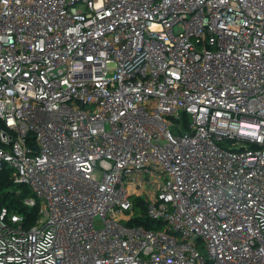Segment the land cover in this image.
<instances>
[{"label": "built area", "instance_id": "2783aa9c", "mask_svg": "<svg viewBox=\"0 0 264 264\" xmlns=\"http://www.w3.org/2000/svg\"><path fill=\"white\" fill-rule=\"evenodd\" d=\"M4 168L0 264H264V0H0Z\"/></svg>", "mask_w": 264, "mask_h": 264}, {"label": "trees", "instance_id": "16d2710c", "mask_svg": "<svg viewBox=\"0 0 264 264\" xmlns=\"http://www.w3.org/2000/svg\"><path fill=\"white\" fill-rule=\"evenodd\" d=\"M1 180H0V189H2L5 186H13L14 184L12 183V181L9 178V169L4 168L1 173ZM20 186V185H19ZM18 186V187H19ZM23 191L24 193H27V188L23 186ZM10 196H7L6 193L3 194L2 196V201L5 202L6 199L8 200ZM15 200H13V204L12 206L16 208V210L22 212L25 217H26V223L29 224L34 220V217L36 216L37 213V206L35 207H25L23 206L21 203H19V199L18 198H14ZM135 204L141 205L142 207H140L141 209L144 208L143 204L139 201L134 199ZM129 224H143L146 227H152L151 222H149L148 219L146 218H142L139 216H136L134 218L131 219V221H129Z\"/></svg>", "mask_w": 264, "mask_h": 264}, {"label": "rangeland", "instance_id": "374dc122", "mask_svg": "<svg viewBox=\"0 0 264 264\" xmlns=\"http://www.w3.org/2000/svg\"><path fill=\"white\" fill-rule=\"evenodd\" d=\"M134 210H135L136 214H140L143 211V209H141L139 207H135Z\"/></svg>", "mask_w": 264, "mask_h": 264}, {"label": "water", "instance_id": "95a60500", "mask_svg": "<svg viewBox=\"0 0 264 264\" xmlns=\"http://www.w3.org/2000/svg\"><path fill=\"white\" fill-rule=\"evenodd\" d=\"M3 136H4V134H3Z\"/></svg>", "mask_w": 264, "mask_h": 264}]
</instances>
